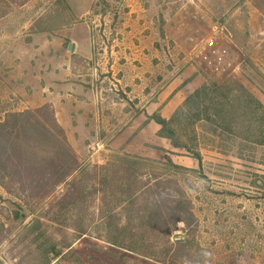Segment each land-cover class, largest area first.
Listing matches in <instances>:
<instances>
[{
    "label": "rangeland",
    "instance_id": "obj_1",
    "mask_svg": "<svg viewBox=\"0 0 264 264\" xmlns=\"http://www.w3.org/2000/svg\"><path fill=\"white\" fill-rule=\"evenodd\" d=\"M233 82L255 102L228 96L231 129L262 145L194 118L176 126L190 150L159 136ZM262 112L264 0H0V264H264ZM153 175L190 203L169 233ZM116 225L134 252L105 242Z\"/></svg>",
    "mask_w": 264,
    "mask_h": 264
},
{
    "label": "trees",
    "instance_id": "obj_2",
    "mask_svg": "<svg viewBox=\"0 0 264 264\" xmlns=\"http://www.w3.org/2000/svg\"><path fill=\"white\" fill-rule=\"evenodd\" d=\"M234 95L235 101L237 103L241 101H245L247 103V100H249L250 105H254L253 99L245 92L238 84L235 82L231 83L230 88L228 85L223 86H206L204 85L200 89L196 90L191 96H189L186 101L185 105H183L182 108L179 110H176L172 117L166 121L164 119L158 118L155 122L160 126V130L158 132L159 136L162 138H166L171 142V145L175 148L183 149V150H190L189 147L186 144H183L180 142L178 138V132L176 131V126H178L181 123V119H183V122L186 123L185 129L187 127H190L193 125L194 121L196 122H206L208 123L210 127V133L213 135H216L217 133L221 134V137H227V135L234 136L237 140H243V142L250 143L253 145H262L261 142H254L248 139V137H244L241 139L236 135L234 131H232L231 127L234 126L233 124V117H231L232 112H239L243 110L244 107H239L236 110L233 109V100H231L228 96ZM257 104V102H256ZM190 113V114H189ZM264 115V112H262ZM250 114V113H249ZM189 115V116H188ZM193 131H191V134ZM195 133V128H194ZM218 136V135H217ZM195 142V141H194ZM245 154V153H244ZM195 158L197 161H200L199 153H195ZM135 163H132L133 166H131V163H127L128 166L126 170H124V175L126 179L132 178V182L135 184L136 179L141 176L145 175L146 171L149 169H153L150 164H148L145 160H135ZM167 165L172 167L174 170L179 169L178 166L172 165L171 161L167 158ZM164 164L163 166H165ZM166 165V167H167ZM145 170V171H144ZM167 175V174H166ZM164 175V177L166 176ZM155 184L162 185L163 187L162 192L160 193H153V202L151 203L152 209L148 211L152 212L154 211L153 215H158V220L162 221L163 228L165 229V232L169 233V223L170 220H173V222H186L185 216H183L182 212H185L186 215L189 217L191 216V211L189 210L190 203L185 200L184 193L179 189L176 180H170L167 179L166 181H163L162 177L159 179V177L154 176ZM166 184L164 185L163 184ZM172 183V185L170 184ZM133 185L127 184L126 187L128 190L131 189ZM166 188H172L175 195L169 196L166 200L164 199V192L166 191ZM172 197H180V201H176L173 199H170ZM131 196L129 197V199ZM135 199H131L129 205H133ZM167 203H174V208L171 207V205H167ZM131 217H128V220H130ZM115 232L107 231V236L105 237V242L107 244L113 245L117 248L126 249L128 251L134 252V247H132L130 244L126 245L127 240L129 239V226H118L114 228ZM80 234L85 235L84 231L82 229H79ZM113 235V236H111ZM130 240V239H129ZM139 252V251H137Z\"/></svg>",
    "mask_w": 264,
    "mask_h": 264
},
{
    "label": "water",
    "instance_id": "obj_3",
    "mask_svg": "<svg viewBox=\"0 0 264 264\" xmlns=\"http://www.w3.org/2000/svg\"><path fill=\"white\" fill-rule=\"evenodd\" d=\"M71 48H72L71 45H69L68 50H71Z\"/></svg>",
    "mask_w": 264,
    "mask_h": 264
}]
</instances>
